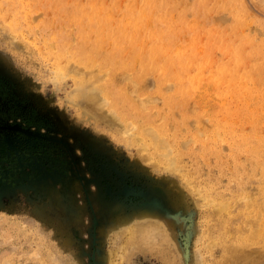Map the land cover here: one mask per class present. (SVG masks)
I'll use <instances>...</instances> for the list:
<instances>
[{"label":"rangeland","instance_id":"obj_1","mask_svg":"<svg viewBox=\"0 0 264 264\" xmlns=\"http://www.w3.org/2000/svg\"><path fill=\"white\" fill-rule=\"evenodd\" d=\"M3 106L0 264H264V0H0Z\"/></svg>","mask_w":264,"mask_h":264},{"label":"bare ground","instance_id":"obj_2","mask_svg":"<svg viewBox=\"0 0 264 264\" xmlns=\"http://www.w3.org/2000/svg\"><path fill=\"white\" fill-rule=\"evenodd\" d=\"M106 2H107V1H106ZM136 3H137V2H136ZM65 5H66V4H65ZM156 5H158V4H156ZM151 6H152V5H151ZM77 7H78V6H77ZM155 7H156V6H155ZM161 7H162V6H161ZM74 9H75V8H74ZM21 10H22V9H21ZM162 10H163V9H162ZM74 11H75V10H74ZM77 12H78V11H77ZM122 12H123V11H122ZM74 13H75V12H74ZM79 13H80V12H79ZM171 13H172V12H171ZM66 14H67V13H66ZM150 14H151V13H150ZM123 15L126 16V13H125V14L123 13ZM70 16H71V15H70ZM73 16H74V15H73ZM74 17H75V16H74ZM127 17H128V16H127ZM97 18H99V17H97ZM120 18H122V17H120ZM120 18H119V19H120ZM132 18H133V17H132ZM136 18H137V17H136ZM171 18H172V17H171ZM69 19H70V18H69ZM130 19H131V17H130ZM94 20H95V19H94ZM98 20H99V19H98ZM120 20H121V19H120ZM138 20H139V19H138ZM70 21H71V20H70ZM85 21H86V19H85ZM96 21H97V20H96ZM110 21H111V20H110ZM16 22H17V21H16ZM16 22H14V23H16ZM77 22H78V21H77ZM151 22H152V21H151ZM109 23H110V22H109ZM128 23H131V22H128ZM16 24H17V23H16ZM85 24H86V22H85ZM90 25H91V24H90ZM93 25H94V24H93ZM117 25H118V24H117ZM142 25H143V24H142ZM14 26H15V25H14ZM77 26H78V25H77ZM83 26H84V25H83ZM131 26H132V25H131ZM143 26H144V25H143ZM78 28H79V27H78ZM92 28H93V27H92ZM103 28H104V27H103ZM123 28H125V27H123ZM153 28H154V27H153ZM155 28H156V27H155ZM89 29H90V28H89ZM16 30H17V28H16ZM18 30H19V29H18ZM78 30H79V29H78ZM63 31H65V30H63ZM74 31H76V30H74ZM88 31H89V30H88ZM130 31H131V30H130ZM65 32H66V31H65ZM81 32H82V31H81ZM123 32H124V31H123ZM142 32H143V31H142ZM158 32H159V31H158ZM62 33H63V32H62ZM76 33H77V32H76ZM79 33H80V32H79ZM130 34H131V33H130ZM137 34H138V33H137ZM145 34H146V33H145ZM156 34H157V33H156ZM166 34H167V33H166ZM52 35H54V34H52ZM56 35H57V33H56ZM77 35H78V34H77ZM79 35H80V34H79ZM81 35H82V34H81ZM88 35H89V34H88ZM125 35H126V34H125ZM161 35H162V34H161ZM54 36H55V35H54ZM57 36H58V35H57ZM73 36H74V35H73ZM93 36H94V34H93ZM93 36H92V37H93ZM147 36H148V35H147ZM164 36H165V35H164ZM164 36H163V37H164ZM74 37H76V36H74ZM163 37H162V38H163ZM102 38H103V37H102ZM145 38H146V37H145ZM57 39H58V37H57ZM90 39H91V38H90ZM98 39H99V38H98ZM167 39H169V38L167 37ZM167 39H166V40H167ZM80 40H81V39H80ZM83 40H84V39H83ZM91 40H92V39H91ZM170 40H172V39H170ZM67 41H68V40H67ZM81 41H82V40H81ZM87 41H88V40H87ZM92 41H93V40H92ZM108 41H109V40H108ZM131 41H132V40H131ZM143 41H144V40H143ZM152 41H153V40H152ZM159 41H160V40H159ZM175 41H177V40H175ZM70 42H71V41H70ZM84 42H85V41H84ZM132 42H133V41H132ZM165 42H166V41H165ZM57 43H58V42H57ZM72 43H73V42H72ZM89 43H90V42H89ZM150 43H151V42H150ZM175 43H176V42H175ZM58 44H59V43H58ZM103 44H105V43H103ZM176 44H177V43H176ZM61 45H62V44H61ZM66 45H68V43H66V41H65V47H66ZM69 45H70V44H69ZM82 45H83V44H82ZM131 45H133V44H131ZM153 45H154V44H153ZM158 45H159V44H158ZM73 46H75V45L73 44ZM77 46H78V45H77ZM84 46H85V44H84ZM145 46H146V45H145ZM155 46H156V45H154V47H155ZM65 47H64V48H65ZM68 47H70V46H68ZM149 47H150V46H149ZM56 48H57V47H56ZM70 48H71V47H70ZM100 48H101V47H100ZM145 48H146V47H145ZM159 49H160V48H159ZM57 50H58V49H57ZM67 50H68V48H67ZM78 50H79V49H78ZM81 50H82V49H81ZM147 50H148V49H147ZM154 50H155V49H154ZM169 50H171V49H169ZM89 51H90V50H89ZM105 51H106V49H105ZM150 51H151V50H150ZM77 52H80V51H77ZM77 52H76V53H77ZM158 52H159V51H158ZM52 53H53V52H52ZM56 53H57V52H56ZM68 53H69V51H68ZM76 53H75V54H76ZM81 53L83 54V52H81ZM81 53H80V54H81ZM153 53H156V52L153 51L152 54H153ZM163 53H164V52H163ZM57 54H58V53H57ZM92 54H93V53H92ZM123 54H124V53H123ZM184 54H185V53H184ZM52 55H53V54H52ZM58 55H60V54H58ZM62 55H63V54H62ZM69 55H70V54H69ZM72 55H73V54H72ZM87 55H88V54H87ZM90 55H91V54L89 53V57H90ZM100 55H101V54H100ZM149 55H150V53H149ZM54 56H55V55H54ZM76 56H77V55H76ZM81 56H82V55H81ZM81 56H80V57H81ZM104 56H105V55H104ZM166 56H167V55H166ZM59 57H61V56H59ZM59 57H57V58H59ZM62 57H63V56H62ZM62 57H61V58H62ZM80 57H79V58H80ZM85 57H86V56H85ZM85 57L83 56L82 59H84ZM148 57H149V56H148ZM151 57H152V56H151ZM155 57H157V56H155ZM155 57H154V58H155ZM183 57H184V56H183ZM64 58H65V57H64ZM79 58H78V59H79ZM86 58H87V57H86ZM91 58H92V57H91ZM91 58H90V59H91ZM93 58H94V56H93ZM106 58H108V57H106ZM142 58H143V56H142ZM164 58H165V57H164ZM55 59H56V58H55ZM67 59H68V57H67ZM94 59H95V58H94ZM104 59H105V57H104ZM104 59H103V60H104ZM144 59H145V58H144ZM176 59H177V57H176ZM65 60H66V59H65ZM105 60H106V59H105ZM107 60H108V59H107ZM107 60H106V61H107ZM152 60H154V59L152 58ZM166 60H167V59H166ZM85 61H86V59H85ZM161 61H162V60H161ZM161 61H159V62H161ZM169 61H170V60H169ZM184 61H185V60H184ZM80 62H81V61H80ZM92 62H93V60H92ZM96 62H97V61H96ZM173 62H174V61H173ZM175 62H176V61H175ZM86 63H87V62H86ZM94 63H95V62H94ZM100 63H101V62H100ZM153 63H155V62H153ZM153 63H152V64H153ZM163 63H164V62H163ZM171 63H172V62H171ZM194 63H195V62H194ZM62 64H63V63H62ZM111 64H112V63H111ZM139 64H140V63H139ZM149 64H150V63H149ZM173 64H174V63H173ZM183 64H184V63H183ZM196 64H197V63H196ZM196 64H195V65H196ZM85 65H86V64H85ZM85 65H84V67H85ZM157 65H158V63H157ZM163 65H165V64H163ZM192 65H194V64H192ZM143 66H144V65H143ZM176 66H177V65H176ZM105 67H106V65H105ZM110 67H111V66H110ZM147 67H148V66H147ZM177 67H178V66H177ZM186 68H187V67H186ZM196 68H197V67H196ZM100 69H101V68H100ZM146 69H148V68H146ZM183 69H184V68H183ZM60 70H61V69H60ZM68 70H69V69H68ZM68 70H67V71H68ZM94 70H96V67H94ZM108 70H109V69H108ZM111 70H113V68H112ZM161 70H162V69H161ZM109 71H110V70H109ZM183 71H184V70H183ZM187 71H188V70H187ZM68 72H69V71H68ZM72 72L75 73L76 76H78L79 78H82V79H83V80H80V82H79V85H78V88H77L78 92H75V93L80 94V95L83 94V92L81 91V90L83 89V86H86V87L88 86V87H90L91 85H93V84L96 82V81H95V78H97V76L100 77V75H102V74H100V73H96L97 71L93 72L94 75H95V73H96L97 75H95L96 77L94 78V80H92V81L90 82L89 79H85V78H84L83 73H80V71H79V72H78V71H72ZM162 72H164V71H162ZM174 72H175V71H174ZM184 72H185V71H184ZM188 72H189V71H188ZM70 73H71V72H70ZM175 73H177V72H175ZM66 74H67V73H66ZM68 74H69V73H68ZM98 74H99V75H98ZM62 75H63V73H62ZM91 75H92V74H91ZM94 75H93V76H94ZM107 75H110V73H107ZM111 75H112V74H111ZM73 76H74V75H73ZM141 76H142V75H141ZM236 76H237V75H236ZM139 77H140V76H139ZM200 77H201V76H200ZM104 78H105V77H104ZM230 78H232V77H230ZM246 78H247V77H246ZM99 79H101V78H99ZM102 79H103V78H102ZM107 79H108V78H107ZM111 79H112V78H111ZM104 80H106V78H105ZM109 80H110V79H109ZM233 81H234V80H233ZM122 82H123V81H122ZM122 82H121V83H122ZM241 82H242V81H241ZM102 83H104V82H102ZM107 83H108V82H107ZM95 84H96V83H95ZM98 84H99V83H98ZM98 84H97V85H98ZM97 85H95V86H97ZM104 85H105V84H104ZM106 85H107V84H106ZM109 86H110V82H109L108 87H109ZM101 87H102V86H100V88H101ZM124 87H126V85H125ZM208 87H209V86H207V88H208ZM90 88H91V87H90ZM100 88H98V89H100ZM114 88H115V87H114ZM116 88H117V87H116ZM121 88H122V87H121ZM128 88H129V87H128ZM201 88H202V87H201ZM102 89H103V88H102ZM106 90H107V88H106ZM109 90H110V89H109ZM113 90H114V89H113ZM202 90H203V89H202ZM207 90H208V89H207ZM118 92H119V91H118ZM123 92L125 93V91H123ZM114 93H115V92H114ZM119 93H120V92H119ZM77 94H75V95H77ZM112 94H113V91H112ZM196 94H197V93H196ZM198 94H199V92H198ZM118 95H119V94H118ZM129 95H130V94H129ZM221 96H222V95H221ZM75 97H77V96H75ZM85 97H86L87 100H88L87 103H90V105H92V106L94 107V110H96V111L101 110V107L104 106V105L102 104V103H104V102L100 101V99L97 97V95H96L95 93H91V91H89V90H87V93H85ZM115 97H116V96H115ZM124 97H125V96H124ZM124 97H123V98H124ZM126 97H127V95H126ZM116 98H117V97H116ZM130 98H132V97H130ZM219 98H220V96H219ZM143 99H144V98H143ZM107 100H109V99H107ZM115 100H116V99H115ZM130 100L132 101V99H130ZM134 100H135V99H134ZM134 100H133V101H134ZM144 100H145V99H144ZM148 100H149V99L146 98V101H148ZM81 101H82V100H81ZM81 101H80V99H79V102H81ZM122 101H123V100H122ZM141 101H142V100H141ZM108 102H109V101H108ZM125 102H126V101H125ZM129 102H130V101H129ZM81 103H82V102H81ZM110 103H112V102H110ZM126 103H127V102H126ZM133 103H134V102H132L131 104H133ZM172 103H173V102H172ZM176 103H177V102H176ZM136 104L138 105V103H136ZM136 104H135V109H136ZM143 104H144V103H143ZM128 105H129V104H128ZM179 105H180V104H179ZM171 106H172V105H171ZM144 107H146V106H144ZM176 107H177V106H176ZM180 107H181V106H180ZM103 108H104V107H103ZM116 108H117V107H116ZM120 108H121V107H120ZM139 108H140V107H139ZM139 108H138V109H139ZM148 108H149V107H148ZM87 109H88V108H87ZM118 109H119V108H118ZM121 109H122V108H121ZM129 109H130V107H129ZM131 109H132V108H131ZM167 109H168V108H167ZM172 109H173V108H172ZM180 109H181V108H180ZM110 110H112V109H110ZM127 110H128V109H127ZM139 110H141V109H139ZM121 111H122V110H121ZM123 111H124V110H123ZM146 111H147V110H146ZM172 111H173V110H172ZM113 112H114V111H113ZM118 112H119V111H118ZM126 112H127V111H126ZM137 112H138V110H137ZM139 112H140V111H139ZM139 112H138V113H139ZM143 112H144V111H143ZM173 112H175V111H173ZM187 112H188V111H187ZM102 113H103V112H102ZM131 113H132V112H131ZM146 113H147V112H146ZM156 113H157V111H156ZM97 114H98V113H97ZM97 114H96V115H97ZM103 114H104V113H103ZM113 114H114V113H113ZM140 114H141V113H140ZM106 115H108V114H106ZM136 115H137V114H136ZM144 115H145V113H144ZM156 115H157V114H156ZM100 116H101V115H100ZM103 116H104V115H103ZM110 116H111V115H110ZM117 116H118V115H117ZM127 116H128V115H127ZM138 116H139V115H138ZM145 116H147V115H145ZM165 116H166V114H165ZM101 117H102V116H101ZM101 117H100V118H101ZM129 117H130V116H129ZM129 117H128V118H129ZM154 117H155V115H154ZM125 118H126V117H125ZM144 118H145V117H144ZM150 118H151V117H150ZM164 118H165V117H164ZM101 119H102V118H101ZM131 119H132V118H131ZM146 119H147V118H146ZM175 119H176V118H175ZM117 120L119 121V119H117ZM142 120H143V119H142ZM152 120H153V119H152ZM253 120H254V119H253ZM109 121H110V120H109ZM143 121H144V120H143ZM145 121H146V120H145ZM119 122H121V120H120ZM148 122H151V121H148ZM129 123H130V122H129ZM151 123H152V122H151ZM165 123H167V122H165ZM116 124H118V123H116ZM121 124H122V123H120V127H122ZM153 124H154V123H153ZM226 124H227V123H226ZM118 125H119V124H118ZM128 125H129V124H128ZM165 125H166V124H165ZM130 126H131V125H130ZM166 126H167V125H166ZM166 126H165V127H166ZM221 126H222V125H221ZM225 127H226V126H225ZM125 129H126V131H127V128H125ZM129 129H131V128H129ZM142 130H143V129H142ZM172 130H173V129H172ZM174 130H175V129H174ZM189 130H190V129H189ZM128 132H129V130H128ZM190 133H191V132H190ZM118 134H119V133H118ZM128 134H129V133H128ZM144 134H146V135H151V137H152V139H153V141H154V144L157 145V146H162V144L165 143V142H163V141H165V139L163 138V136H161V138H163V141H162L161 138H159L158 135H157V137H156V136L154 135V132L151 131V130H149V128H148V129L146 128V130H144ZM119 135H120V134H119ZM119 135H118V136H119ZM118 136H116V138H117ZM177 136H178V135H177ZM199 136H200V135H199ZM220 136H221V135H220ZM216 137H217V136H216ZM217 139H218V138H217ZM219 139H220V138H219ZM229 139H230V138H229ZM170 140H171V139H170ZM201 140H202V138H201ZM180 141H181V140H180ZM183 141H184V140H183ZM166 142H167V141H166ZM220 142H221V141H220ZM228 142H229V140H228ZM179 145H180V144H179ZM231 145H232V144H231ZM163 146L168 147V146H167V143H166V145H163ZM177 146H178V145H177ZM237 146H238V145H237ZM220 147H221V146H220ZM220 147H219L218 150L221 151ZM225 147H226V146H225ZM168 148H169V147H168ZM168 148H167V149H168ZM183 148H184V147H183ZM217 148H218V147H217ZM245 148H247V147H245ZM169 149H170V148H169ZM187 149H188V148H187ZM179 150H180V148H179ZM248 150H249V149H248ZM187 151H188V150H187ZM167 152H170V150H167ZM176 152H177V151H176ZM176 152H175V153H176ZM180 152H181V151H180ZM217 152H218V151H217ZM237 153H238V152H237ZM173 155H174V154H173ZM165 156H166V155H165ZM178 157H179V156H178ZM168 162L170 163V164H168V165H170L171 167H173L174 161L172 160V158H168ZM260 163H261V162H260ZM160 166H161V165H160ZM166 166H167V165H166ZM167 167H168V166H167ZM171 167H170V168H171ZM175 167H176V166H175ZM168 168H169V167H168ZM177 169H178V168H177ZM177 169H176V170H177ZM178 176H179V175H178ZM184 183H185V182H184ZM203 197H204V196H203ZM198 198H199V197H198ZM199 199H200V198H199ZM208 200H210V199H208ZM211 201H212V200H210L209 202H211ZM209 202H208V204H209ZM214 202H215V201H214ZM223 203H224V202H223ZM247 203H248V202H247ZM211 204H212V203H211ZM224 204H225V203H224ZM257 205H258V204H257ZM225 206H226V205H225ZM225 206L222 205V204H221V205L218 204V205H214V206H212V207H213V210H214V211H220L221 209H224ZM224 210H225V209H224ZM228 211H230V210H228ZM238 217H239V216H238ZM241 217H242V216H241ZM256 217H257V216H256ZM256 217H255V218H256ZM257 218H258V217H257ZM257 218H256V219H257ZM262 218H264V217H262ZM245 219H246V218H245ZM254 220H255V219H254ZM145 222H146V220H145ZM147 222L150 223V220L147 221ZM247 222H248V221H247ZM130 223H131V222H130ZM257 223H258V222H257ZM140 224H141V223H140ZM146 224H147V223H146ZM146 224H145V225H146ZM133 225H134V224H132V226H133ZM156 225H158V224H156ZM156 225H155V226H156ZM231 225H232V224H231ZM251 225H252V224H251ZM251 225H250V226H251ZM138 226L141 227L142 225H138ZM150 226H151V225H150ZM246 226H247V224H246ZM252 226L254 227V229H253L252 232H250V233H251L250 235L247 234V235H249V236L246 235L247 238H248V237H251L252 239H258V238H259V235H260V236H264V233H263L264 229L261 228L260 225L258 226V227H260L259 230H257V227H256L255 225H252ZM252 226H251V228H252ZM152 227H153V226H152ZM240 227H241V226H240ZM142 228L145 229V226H144V227L142 226L141 229H142ZM148 228H149V227H148ZM154 228H155V227H154ZM156 228H157V226H156ZM198 228H199V227H198ZM134 229H135V228H134ZM138 229H140V228H138ZM149 229H151V228H149ZM152 229H153V228H152ZM152 229H151V230H152ZM255 229H256V230H255ZM124 230H125V229H124ZM132 230H133V229H132ZM250 230H252V229H250ZM128 231H129V230L127 229V235H128V234L130 235V234H131L130 232H132V231L130 230L129 233H128ZM133 231H134V230H133ZM141 231H142V230H139L138 233H140ZM119 232H120V231H119ZM124 232H125V231H124ZM162 233H164V232H162ZM166 234H167V233H166ZM127 235L124 234V236H126V237H127ZM131 235H134V234L132 233ZM131 235H130V238H131ZM239 235H240V234H239ZM115 236H116V235H115ZM122 236H123V235H122ZM134 236H135V235H134ZM136 236H137V235H136ZM137 237H138V236H137ZM141 237H142V236H141ZM141 237H140V238H141ZM162 237H163V235H162ZM120 238H121V237H120ZM130 238H129V240H130ZM134 238H136V237H134ZM134 238H133V239H134ZM115 239H117V238H115ZM126 239H128V237H127ZM133 239H132V242L134 241ZM129 240H128V241H129ZM139 240H140V239H139ZM155 240H156V238H155ZM124 241L126 242V240H123L122 242L125 243ZM135 241H138V240H135ZM152 241H154V240H152ZM260 241H261V244H262V242L264 241V237L260 238ZM260 241H259V242H260ZM116 242H117V241H116ZM132 242H131V243H132ZM146 242H148V241H145V244L147 245L149 242H148V243H146ZM154 242H155V241H154ZM129 243H130V241H129ZM160 243H162V242H160ZM163 243H164V242H163ZM233 243H234V242H233ZM125 244H126V243H125ZM125 244H123V245H125ZM127 244H128V243H127ZM132 244L134 245L135 243L133 242ZM150 244H151V243H149V245H150ZM152 244H153V243H152ZM154 244H155V243H154ZM154 244H153V245H154ZM243 244H244V243H243ZM247 244H248V243H247ZM261 244H260V245H261ZM116 245H117V244H116ZM120 245H121V243H120ZM137 245H138V244H137ZM166 245H167V244H166ZM245 245H246V244H245ZM263 245H264V242H263ZM263 245L261 246V249L259 248V250H261V251L263 250V249H262V248H264ZM118 246H119V244H118ZM125 246H126V245H125ZM129 246H130V245L128 244V247H129ZM142 246H143V245H142ZM150 246H151V245H150ZM150 246H148V247H150ZM235 246H236V249L239 248V250L243 249V247H244V245H243V247H242V246L239 247V244H238V246H237V245H235ZM121 247H122V246H121ZM123 247H124V246H123ZM133 247H135V246H132V247H130V248L133 249ZM138 247H139V246H138ZM153 247H154V246H153ZM165 247H166V246H165ZM116 248H117V247H116ZM116 248H115V249H116ZM130 248H129V249H130ZM158 248H159V247H158ZM171 248H172V247H171ZM231 248H232V246H231ZM231 248H230V249H231ZM244 248H245V250H246V246H245ZM126 249H127V248H126ZM129 249H128V250H129ZM148 249H149V248H148ZM151 249H152V248H151ZM234 249H235V248H234ZM249 249H251V248H249ZM249 249L247 248V250H249ZM257 249H258V248H257ZM257 249H256V251H257ZM117 250H119V249H117ZM122 250H123V249H122ZM128 250H127V251H128ZM153 250H154V249H153ZM153 250H152V251H153ZM155 250H156V249H155ZM157 250H158V249H157ZM172 250L174 251L173 248H172ZM198 250H199V249H198ZM134 251H135V249H134ZM148 251H150V249H149ZM173 251H172V252H173ZM253 251H255V250H253ZM112 252H113V251H112ZM122 252H124V251H122ZM130 252H132V250H131ZM196 252H197V254L199 255V253H198L199 251H197V249H196ZM259 252H260V251H258L257 253H259ZM175 253H176V252H175ZM175 253H174V254H175ZM113 254H114V253H113ZM129 254H130V253H129ZM168 254H169V253H168ZM119 255H121V254H119ZM126 255H127V254H126ZM126 255H125V256H126ZM198 255H197V256H198ZM256 255H257V254H256ZM129 256H130V255H129ZM175 256H176V255H175ZM121 257H122V255H121ZM121 257H120V258H121ZM127 257H128V256H126L125 261H126ZM198 257L200 258V255H199ZM111 258H112V257H111ZM169 258H170V257H169ZM171 258H172V256H171ZM176 258H177V257H176ZM167 259H168V258H167ZM224 259H225V258H224ZM259 259H260V258H259ZM120 260H121V259H120ZM120 260H119V263H120ZM161 260H162V259H161ZM173 260H175V259H173ZM112 261H113V259H112ZM112 261H111V262H112ZM165 261H167V260H165ZM175 261H176V260H175ZM111 262H109V263H111ZM123 262H124V261H123ZM126 262H127V261H126ZM126 262H125V264H126ZM170 262H172V261H170ZM228 262H229V261H228ZM231 262H232V261H231ZM258 263H259V262H258ZM111 264H118V260H117V262L113 261ZM172 264H173V263H172ZM174 264H177V263L174 262ZM179 264H180V263H179ZM208 264H209V263H208Z\"/></svg>","mask_w":264,"mask_h":264},{"label":"trees","instance_id":"obj_3","mask_svg":"<svg viewBox=\"0 0 264 264\" xmlns=\"http://www.w3.org/2000/svg\"><path fill=\"white\" fill-rule=\"evenodd\" d=\"M0 109H1V111H0V118L2 119V121H5V120L10 119V118L13 117L12 114H10L8 112V110H7L8 107L7 106L0 107Z\"/></svg>","mask_w":264,"mask_h":264}]
</instances>
